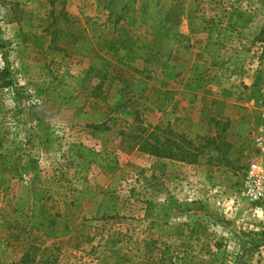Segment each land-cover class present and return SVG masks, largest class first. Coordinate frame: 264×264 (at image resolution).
<instances>
[{
	"label": "rangeland",
	"instance_id": "rangeland-1",
	"mask_svg": "<svg viewBox=\"0 0 264 264\" xmlns=\"http://www.w3.org/2000/svg\"><path fill=\"white\" fill-rule=\"evenodd\" d=\"M111 1L0 0V264L28 245L29 264H264V197L243 189L262 161L264 0H162L158 34L159 5L134 0L115 26Z\"/></svg>",
	"mask_w": 264,
	"mask_h": 264
},
{
	"label": "trees",
	"instance_id": "trees-1",
	"mask_svg": "<svg viewBox=\"0 0 264 264\" xmlns=\"http://www.w3.org/2000/svg\"><path fill=\"white\" fill-rule=\"evenodd\" d=\"M113 1V2H112ZM111 4L112 6H110V11L112 14L116 15V19L114 21V25L116 26L119 21L124 20L127 17H130L131 13L135 10V6H134V0H112ZM162 0H149V5L153 4L155 6L159 5L161 3ZM164 2L168 3V1L163 0ZM148 7V5H147ZM164 10V6H160L159 5V15L154 16L156 14L153 15H149V20L151 21L150 24H147L149 29L151 30L152 34H158L162 31V29L165 27V20L163 18V15L161 14V11ZM164 13V12H163ZM245 14V12H242L239 8H232L231 13H230V18H233V20L235 21V23H244L243 20V15ZM213 33L211 32L209 35V40L212 38ZM106 41L110 44H118L120 42V40L118 38H116L115 36H111V38H107ZM100 42V40H99ZM149 41H141L139 40L138 42H134L133 44H131V52L134 54V56H139V57H145V55H147L148 51L145 49L146 46L148 45ZM100 44V43H99ZM228 61L230 62V64H234V60L232 59V57H230L228 59ZM227 70L226 68H223L221 70V74L226 73ZM9 74V69L8 67L3 68L2 70H0V80L4 79L6 76H8ZM7 80H5V82L3 84H0V86L6 85ZM163 107V101L162 103L157 104L156 108L158 110H161ZM95 112L97 113V116L93 117V121L92 123L88 124L87 126L89 127H96L99 128L102 125H104V121H100L101 120V116H102V112H100L98 109L95 110ZM107 127L105 126V129ZM52 133L49 132L48 127L45 128V134H44V139L45 141L48 143V145H50V143H52L53 138L51 137ZM139 139V137H138ZM79 148V157L83 158L84 161H86L87 164L90 163H94L96 165H98L101 169L105 170V171H111L113 170L116 165H117V160L116 157L107 150L104 151H96L92 148H87L84 147L82 145H78ZM44 149L46 151H51L50 147H44ZM138 150L144 152V153H148L157 157H165V158H174L175 155L174 153L167 151L164 152V150H160L157 146H153L147 143L146 140H144L143 142H141L139 144ZM111 186V185H109ZM85 193H89V192H83ZM102 205V204H101ZM99 205V207L97 208V212L98 213H102L106 207L105 206H101ZM53 231L51 232L52 234L50 235H57V236H61V235H65L66 234V226L65 224H63V226L61 228H58L57 226L53 227ZM36 247L32 246V245H28L24 250L23 253L21 254V256H19V258L17 259V264H29L32 263L34 260L33 257V253L35 252ZM13 262H11L12 264Z\"/></svg>",
	"mask_w": 264,
	"mask_h": 264
},
{
	"label": "built area",
	"instance_id": "built-area-1",
	"mask_svg": "<svg viewBox=\"0 0 264 264\" xmlns=\"http://www.w3.org/2000/svg\"><path fill=\"white\" fill-rule=\"evenodd\" d=\"M256 146L260 151L262 161L250 162L243 175V189L247 198L258 202L264 197V126L256 137Z\"/></svg>",
	"mask_w": 264,
	"mask_h": 264
},
{
	"label": "crops",
	"instance_id": "crops-1",
	"mask_svg": "<svg viewBox=\"0 0 264 264\" xmlns=\"http://www.w3.org/2000/svg\"><path fill=\"white\" fill-rule=\"evenodd\" d=\"M205 40V39H204ZM205 42V41H204Z\"/></svg>",
	"mask_w": 264,
	"mask_h": 264
}]
</instances>
